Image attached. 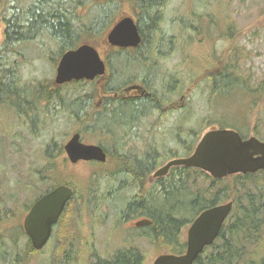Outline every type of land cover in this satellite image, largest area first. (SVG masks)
Listing matches in <instances>:
<instances>
[{
    "label": "rangeland",
    "instance_id": "374dc122",
    "mask_svg": "<svg viewBox=\"0 0 264 264\" xmlns=\"http://www.w3.org/2000/svg\"><path fill=\"white\" fill-rule=\"evenodd\" d=\"M32 1L0 0V12L2 9L8 10L9 5L26 7ZM118 1L120 9L117 16H133L128 0ZM93 3L94 0L88 7L89 12L93 10ZM180 26L185 30L183 37L180 36ZM4 28L5 24L0 15V46L4 39ZM163 30L176 45L173 46L174 51H166L165 57L155 63L159 76L156 87L164 88L163 79L169 78L164 75L165 72L176 71L180 83L173 82L167 88H176L177 84L179 90L166 92L160 109L139 126L144 131L151 128L158 133L151 132L148 135L149 140L147 136L140 139L139 135H131L133 140L128 142L123 152L139 155L151 140L159 149L162 150L165 146L162 143H165L177 151V157H184L185 153L175 135L191 128L200 137L208 129L229 126L246 137L254 135L263 140L264 0H170L166 7ZM41 42L39 38L35 39L30 45L31 48H22L21 55L8 58L9 61H16L18 65L20 90L24 85L38 88L37 82H43L48 91L55 89L53 78L60 55L57 54L56 43L51 41L50 44L45 39ZM99 50L101 54L110 51L101 47ZM121 59L114 62L119 69L124 67ZM140 70L141 66L136 62L124 75ZM221 71L226 74L233 73L231 77H236L238 83L230 79L226 89L213 94L205 77ZM110 75L111 73L108 79ZM123 80L122 75L114 79L116 85H120ZM136 83L142 84L140 81ZM9 84L7 87L12 88L11 83ZM98 87L100 86L95 81L69 82L59 86L57 93L68 103L77 95L84 96L95 88L94 93H91L94 108L92 112H95V107L98 109L102 105V94ZM181 96H184L182 100ZM40 103L39 111L43 113L39 119H28L22 123L17 115L15 117L7 109L0 108V264H44V260L47 261L51 254L54 256L51 246L53 240H58L59 229L53 231L55 235L44 251H37L30 259L25 260L30 241L21 227L25 212L22 210L39 194L63 180L73 181L82 194H87V189L91 187V192L97 197L101 196L98 199H103L100 204L81 199L77 203L76 237L71 240L66 237V243L71 241L66 249L72 250V257L79 261L78 264H93L95 257H100L98 254L103 255L107 250L117 247H139L144 254L145 264H151L158 254L169 252L166 248L157 249L146 237L140 235L141 230L134 226V222L143 218L142 215L133 214L131 218L122 221L119 218V215L125 213L128 198L134 193L137 194L136 190L125 189L114 196V190L109 192V185L113 182L107 183L101 178L90 184L89 178L93 173H109L116 168L114 163L102 165L98 162L82 161L71 164L64 159L66 155L63 144L78 128L83 127L85 133L81 134V138L86 143L97 144L100 135L91 133L84 124L76 122L69 116L67 109L57 102ZM98 103L100 104L97 105ZM86 114L88 116L89 111ZM186 114L189 115L187 119L183 118ZM101 139L106 138L101 136ZM50 143L55 146L53 152L48 153L52 154L49 157L46 148ZM60 148L61 153L56 155V150ZM179 171L180 169L173 172ZM208 176L196 172L195 168L187 171L189 183L192 184L195 180L198 187L206 188L211 184L212 177ZM167 177L168 175L163 176L162 182ZM261 178V173H258L254 178L255 183L260 184ZM225 180L224 183L229 182L228 179ZM153 189H159L155 179L146 184L143 194L147 196ZM13 213V217L8 218ZM187 228L188 224L181 230L180 238L184 243Z\"/></svg>",
    "mask_w": 264,
    "mask_h": 264
},
{
    "label": "trees",
    "instance_id": "16d2710c",
    "mask_svg": "<svg viewBox=\"0 0 264 264\" xmlns=\"http://www.w3.org/2000/svg\"><path fill=\"white\" fill-rule=\"evenodd\" d=\"M92 1L33 0L26 7L9 5L8 10L2 9L0 15L5 28L3 30L4 39L0 46V86L4 84L7 86L9 83L19 85L18 65L16 61H9L8 58L21 55L22 48L27 46L31 48L30 45L35 39L39 38L40 42L45 39L50 44L51 41L56 43L59 55L81 43H88L97 48L103 47L102 40L106 32L120 15L117 16L120 3L118 0L98 2L94 0L93 10L89 12L88 7ZM169 1L128 0L141 42L134 49L111 48L106 53L108 74L102 84L98 85L100 86L98 91L102 94V105L98 109L95 107V112H92L94 108L91 103V95L95 88L84 96L77 95L75 99L67 103L64 101L65 98L57 93V86L53 91H48L43 82H37L38 88L23 86L21 91L26 96L24 97L25 103L22 105L29 111L27 112L28 117L38 120L43 113L39 111L40 102L47 104L49 101L57 102L58 105L65 107V110L67 109L69 116L76 122L84 124V127H87L91 133L100 135L97 144L105 150L107 158L106 162L98 164L114 163L116 168L109 173H93L89 178L90 184L101 178H104L107 183L113 182L115 184L109 185V192L114 190L116 192L112 194L114 196L125 189L136 190L137 194L134 193L128 198L125 213L122 216L119 215V218L122 221L128 217L131 218L135 213L150 219L149 225L139 227L140 235L146 237L157 249L166 248L168 253H182L185 248V243L180 238L182 227L189 224L200 211L229 199L233 200L230 215L220 229L217 238L210 246L205 247L194 264H264V180L262 179L264 172H258L262 177L260 184L254 181L258 173H248L234 174L224 179L211 178V184L203 188L198 187L195 180L192 184L189 183L188 167H172L165 182H162V177L155 179L159 189H153L146 196L143 192L146 184L152 180V173L168 160L177 157V151L165 143H162L165 146L161 150L150 140L139 155L123 152L128 142L133 140H131V135L133 137L139 135L140 139L147 136L149 140L148 135L151 132L158 133L151 128L144 131L139 126L143 121L146 123L160 109L162 102L165 101L163 99L166 97V92L179 90L177 84L180 83V79L176 71L165 72L164 75H168L169 78L163 79L164 88L156 87L159 76H157L155 63L165 57L166 51L169 50V53L174 51L173 46L176 45L175 41L166 36L163 30ZM1 7L2 5H0V10ZM182 27L180 26L181 37L184 36L185 31ZM120 58L124 66L121 69L114 65L115 60ZM136 62H139L141 70L125 76L124 72ZM119 75H122L124 80L120 85H116L114 79ZM232 75L233 73L226 74L225 71H221L208 74L205 79L214 94L226 89L230 79L237 82L238 79L231 77ZM138 81L142 82L143 85H141L149 92L148 96L136 98L128 95L120 96L124 88ZM173 82L177 83V87L167 88ZM10 93L11 97L15 99L18 97L12 93V90ZM183 118L187 119L189 115L186 114ZM76 132L80 135L85 133L83 127L78 128ZM195 132L191 128L175 135L185 156L193 150L198 141L199 133ZM182 135H184L183 138ZM241 135L245 137V134ZM101 136L106 138L105 143ZM54 146L55 144L51 143L48 145L47 156L52 155L48 153L53 152ZM135 148L138 149L136 145ZM61 151V148L57 149L56 155H59ZM179 169V172H173ZM195 171L209 177L199 169ZM185 173L186 176H183ZM225 179L229 182L224 183ZM57 185L69 186L73 194L53 227V231L60 230L58 240H53V246H51L55 254L54 256L51 254L47 261L44 260V264H78L79 261L72 257V252L66 249L69 242L68 240L66 243V237L70 240L76 237L77 203L81 199L89 203L95 201L100 204L103 199H98L101 196L97 197L91 192V187L87 189V194H82L73 181L66 180L54 184L45 191ZM53 235H55L54 232L51 239ZM26 250L25 260L30 259L37 252L30 245ZM98 256L100 257H95L96 261L93 264H145L144 254L137 246L117 247L111 251L107 250L103 255L98 254Z\"/></svg>",
    "mask_w": 264,
    "mask_h": 264
},
{
    "label": "water",
    "instance_id": "95a60500",
    "mask_svg": "<svg viewBox=\"0 0 264 264\" xmlns=\"http://www.w3.org/2000/svg\"><path fill=\"white\" fill-rule=\"evenodd\" d=\"M140 42L141 36L136 21L133 16L127 14L116 19L102 40L108 47L124 49L135 48ZM103 55L104 53L101 54L96 47L88 43L65 51L57 62L53 84L60 86L72 81L95 79L96 83H101L107 74ZM140 89L142 90L140 85L133 84L123 92ZM122 95L121 93L120 96ZM63 149L71 164L79 161H106L104 149L98 144L83 142L78 132L69 137ZM174 166L197 168L215 179L238 173L264 171V141L252 135L242 138L233 129H210L201 135L188 156L170 159L154 171L152 178L165 176ZM72 194L69 186L58 185L32 204L24 217L23 228L34 249H40L47 243L53 225ZM232 206L233 201L230 200L202 210L187 228L185 251L181 254H158L151 264H193L203 249L216 239ZM150 223V219L144 218L134 222V225L143 227Z\"/></svg>",
    "mask_w": 264,
    "mask_h": 264
},
{
    "label": "flooded vegetation",
    "instance_id": "af4514ba",
    "mask_svg": "<svg viewBox=\"0 0 264 264\" xmlns=\"http://www.w3.org/2000/svg\"><path fill=\"white\" fill-rule=\"evenodd\" d=\"M12 85V93L15 94V95H18V97L15 99L13 97H11V93H10V89L9 87H7L5 84L4 86H0V108H5L7 109L12 115H14L16 117L17 115V119L22 123V122H27L28 119H32V120H36V118L34 117H28L27 115V112L29 113V111L26 110V107H24L22 104L25 103V94L24 92H22L20 89H18V86L16 84H11ZM8 88V89H7ZM8 92V93H7ZM20 97V98H19ZM134 97H138V96H134ZM11 98V99H9ZM100 103H98L97 105H99ZM234 130H236L237 132H239L236 128H233ZM64 151V149H63ZM67 157H65L64 159L67 161L68 159H66ZM79 162H82V161H79ZM91 162H95V161H91ZM52 189V188H51ZM51 189H49L48 191H50ZM48 191H44L43 193L39 194L28 206H26L25 209L22 210V212L25 210L24 212V216H23V219H22V230L24 232V228H23V220H24V217L25 215L27 214V212L29 211L30 207L32 206V204L43 194H45L46 192ZM15 213L12 214V216L8 217V218H12L13 215ZM18 214V213H17ZM16 214V216H17ZM52 233H53V228H52ZM52 233H51V236H52ZM24 235L29 239V237L25 234L24 232ZM11 236V235H10ZM51 236L49 237L47 243L40 249H35L37 251H44V249L48 246L49 244V241L51 240ZM30 241V239H29ZM73 242V240H72ZM30 245L31 247L33 248L32 244H31V241H30ZM69 246L71 245V241L70 243L68 244ZM34 249V248H33ZM72 251V250H71ZM41 253V252H39Z\"/></svg>",
    "mask_w": 264,
    "mask_h": 264
},
{
    "label": "bare ground",
    "instance_id": "6f19581e",
    "mask_svg": "<svg viewBox=\"0 0 264 264\" xmlns=\"http://www.w3.org/2000/svg\"><path fill=\"white\" fill-rule=\"evenodd\" d=\"M154 51V50H153ZM148 52V51H147ZM150 52V51H149ZM155 52V51H154ZM146 56V55H145ZM141 58V57H140ZM142 59V58H141ZM140 61V60H139ZM147 61V60H146ZM149 61H151L150 59H149ZM141 62V61H140ZM152 62V61H151ZM151 62H149V63H151ZM152 64V63H151ZM10 85V84H9ZM135 214V213H134ZM128 215H130V214H128Z\"/></svg>",
    "mask_w": 264,
    "mask_h": 264
}]
</instances>
